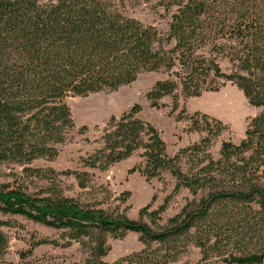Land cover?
<instances>
[{
  "label": "rangeland",
  "instance_id": "374dc122",
  "mask_svg": "<svg viewBox=\"0 0 264 264\" xmlns=\"http://www.w3.org/2000/svg\"><path fill=\"white\" fill-rule=\"evenodd\" d=\"M187 1H121L119 9L128 17L156 31L154 50L173 66L142 71L132 83L116 90L66 96L63 101L72 123L62 128V141L53 145L55 156L30 163H0V190L48 202L70 200L82 211L126 221L150 235L179 227L205 206L204 218L187 232L157 242L122 229H92L74 238L70 229L0 213L4 240L0 264H235L224 260L252 256L263 257L260 263L250 264H264V210L255 203L248 207L230 199L210 201L211 195L226 187L223 178L227 179L230 168L227 165L224 173L202 171L210 162L221 160L222 143L237 146L245 139L250 121L264 112V106L250 105L240 89L214 78L212 72L197 82L212 90L198 97L177 91L175 110L171 96L158 101V108L151 107L147 99L156 82L172 78L177 66L182 68L180 51L173 52L175 41L166 38L172 16ZM205 4L206 13L195 21L200 28L191 56L186 58L194 66L203 60V69L213 62L225 74L235 72L234 53L244 52V46L229 36L232 25L242 18L255 23L254 37L264 51V0H205ZM134 106L140 108L135 117L158 132L166 154L178 156L182 174L189 180L205 179L206 187L193 194L186 186H178L168 171L148 177L143 173L141 150L119 162L105 161L103 136L109 122ZM203 139L209 142L203 145ZM192 146L199 150L180 153ZM236 162V158L231 161Z\"/></svg>",
  "mask_w": 264,
  "mask_h": 264
},
{
  "label": "trees",
  "instance_id": "16d2710c",
  "mask_svg": "<svg viewBox=\"0 0 264 264\" xmlns=\"http://www.w3.org/2000/svg\"><path fill=\"white\" fill-rule=\"evenodd\" d=\"M121 1L0 0V163H30L55 156L53 145L62 141V128L72 123L63 101L66 96L116 90L132 83L142 71L173 66L154 50L158 41L156 31L128 17L119 9ZM179 7L172 16L166 41H175L173 52L180 51L182 68L177 66L178 70L171 72L172 78L154 84L147 94L151 107L158 108V101L171 96L175 110L177 91L198 97L201 92L212 90L197 84L199 77L209 72L240 89L250 105L264 106V51L254 37L255 23L242 18L232 25L230 40L244 46V52L234 53L237 70L225 74L213 62L203 69V60L194 66V61L186 59L191 56L193 39L200 28L195 21L206 13L205 0H188ZM139 110V106H134L118 120L109 122L103 136L105 161L119 162L141 150L143 173L148 177L168 171L178 186H186L193 194L206 187L205 179L189 180L182 174L178 156L169 157L158 132L135 117ZM206 142L209 140H202L203 145ZM194 150H199V146L180 153ZM220 156V161L210 162L202 170L224 173L227 165L230 168L227 179L223 178L226 187L211 195L210 201L230 199L248 207L255 203L264 210V112L250 121L239 145L222 143ZM233 158L236 163H231ZM209 182L213 183V179L209 178ZM207 209L204 206L173 230L150 235L126 221L82 211L70 200L48 202L18 191L0 190V213L70 229L74 238L88 235L92 229H122L165 242L173 235L187 232L204 218ZM3 243L0 232V249ZM259 257L224 261L260 263L263 256Z\"/></svg>",
  "mask_w": 264,
  "mask_h": 264
}]
</instances>
